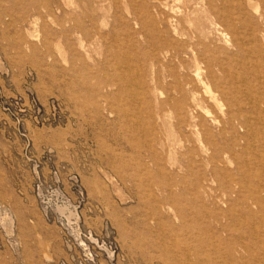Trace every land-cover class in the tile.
<instances>
[{
	"label": "rangeland",
	"instance_id": "obj_1",
	"mask_svg": "<svg viewBox=\"0 0 264 264\" xmlns=\"http://www.w3.org/2000/svg\"><path fill=\"white\" fill-rule=\"evenodd\" d=\"M86 1L0 0V264H263L264 223H257L261 236H244L254 244L249 263L248 254L228 255L237 232L224 233L223 244L214 240L217 230L206 214L212 206L200 187L209 178L200 136H168L178 116L170 102L180 96L174 87L191 82L190 75L174 74L178 63L168 60L148 74L152 47L142 38L127 41L137 28L124 7L102 0L89 13L93 4ZM254 4L259 12L247 11L251 28L237 24V30L248 42L250 67L257 66L236 75L258 86L264 84V0ZM76 19L103 39L81 48ZM116 33L121 40L114 42ZM216 39L206 44L221 46L222 58L238 52ZM216 81L224 84L225 75L205 76L204 83L215 92ZM198 93L222 121L204 89ZM259 143L252 142L251 155ZM251 155L243 160L251 163ZM118 158H136L142 168L121 169ZM222 160L225 179L236 162L231 154ZM152 178L168 190L147 187ZM204 184L211 193L217 188ZM181 228L175 245L171 232ZM209 242L214 245L206 247Z\"/></svg>",
	"mask_w": 264,
	"mask_h": 264
},
{
	"label": "bare ground",
	"instance_id": "obj_2",
	"mask_svg": "<svg viewBox=\"0 0 264 264\" xmlns=\"http://www.w3.org/2000/svg\"><path fill=\"white\" fill-rule=\"evenodd\" d=\"M88 1L91 5L93 4V8L91 6L90 9L85 5V8L89 9V13L97 11L99 3H102V0ZM88 1H86L87 4H89ZM77 3L79 4L78 1H76ZM109 3L116 8H120L121 4L127 15L131 16L135 29L137 28L133 37L129 34L126 35L127 41L132 42L137 38H142L152 47L150 61L147 64L150 72L148 74H153L156 64H159L161 60H168L178 63V69L174 74L190 75L191 82L177 83V86L174 87L180 96L176 100L168 99L178 114L177 121H174L175 124H173L176 129L172 130L168 136L175 137V134L200 136L197 143L202 146L203 150H201L207 154L204 163L209 172V178H203L200 187H206L204 188L206 199L212 206L206 211V214L217 230L214 240L223 244L224 233L237 232L239 238L233 239L236 244L229 251L230 259L234 260L233 253H244L249 256L248 263L255 260L252 252L254 244L251 240L245 241L244 236L248 233L256 237L261 236L257 223H264V84L259 83L257 86L255 81L253 84L249 82L250 78L236 75L240 74L238 70L244 74L257 66L250 67L251 59L245 57L246 49L244 48L248 42L245 41L244 36L242 38L238 36L237 30V24H240V28L242 26L243 29L250 27V15L247 11H258L254 0H110ZM108 8H112V6ZM118 18L124 19L122 16H118ZM88 19L92 22L93 15L88 14ZM76 20L78 22L75 34L81 48L85 47L83 46L84 41L92 44L98 39H103L98 31L81 29L80 20ZM160 25L164 26L167 36L161 35ZM222 26L224 28H221ZM207 33H212L213 38H209V35L206 37ZM244 35L246 34L244 33ZM204 37L206 38L204 39ZM215 38L224 44L228 43V45L234 46L238 52L222 58L220 55L224 53V49L221 46L210 49L209 44L214 43ZM113 40L114 42L121 40V36L116 33L113 35ZM186 62L192 64V70L187 68ZM200 65H203V68ZM217 72L225 75V83L221 84L216 81L215 92H213L210 91V87L205 85L204 80L205 76L214 79V74ZM163 73L165 72L163 71ZM260 78L259 80H261ZM190 85L194 87L191 88ZM200 88L204 89L211 107L220 114L223 113L222 121H218V117L214 115L213 111L202 103L198 93ZM170 92L172 93V90ZM247 107H250L253 117H248ZM169 114L173 116L171 113ZM227 133L233 135L230 143H227V139H225ZM251 141L261 142L259 148L254 150L253 155H251L253 147ZM169 142L171 143V141ZM174 150L176 148L172 151ZM249 152L252 156L251 163L243 160V157ZM229 154L234 156L236 167L234 171L230 170L225 173V180L224 176L220 175V170L223 164L222 159ZM152 162L157 165V158H152ZM228 162L230 161L228 160ZM117 165L121 169L133 170L138 165L142 168L136 158L130 161L118 158ZM178 165L180 167V164ZM129 177L138 186H141L138 178L132 175ZM253 178L257 183L253 184ZM208 181L217 184L213 193H211V189L207 188L208 185L204 184ZM147 187L156 188L159 192L168 190V184L160 183L158 178H152ZM167 199H172L171 194L167 196ZM157 214L158 212L154 210L153 215L156 217ZM232 220L234 221L232 222ZM182 231L183 228L171 232L170 239L173 238L172 241L175 242V245L181 242L182 236L178 232ZM211 242L206 247L214 245ZM261 243L264 246V239ZM262 255L264 258V252ZM209 259L212 262L214 260Z\"/></svg>",
	"mask_w": 264,
	"mask_h": 264
}]
</instances>
